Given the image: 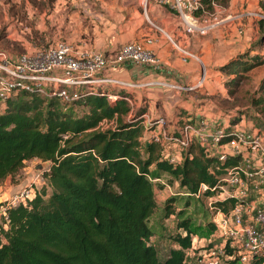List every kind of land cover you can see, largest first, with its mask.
<instances>
[{
    "label": "trees",
    "instance_id": "1",
    "mask_svg": "<svg viewBox=\"0 0 264 264\" xmlns=\"http://www.w3.org/2000/svg\"><path fill=\"white\" fill-rule=\"evenodd\" d=\"M201 2L206 9L212 7L211 0ZM259 22L262 29L264 18ZM260 41L264 42V34ZM247 55L236 53L220 66L235 74L230 80L234 86L244 71L259 63ZM81 86V95L68 109L56 95L27 91L9 97L0 109V184L13 177L25 160L50 161L43 172L46 185L1 216L0 264H186L194 236L189 218L177 222L184 232L170 235L176 246H170L163 259L150 240L149 218L157 208L152 178L165 172L169 183L178 180L192 193L204 183L203 192L209 194L225 168L240 156L220 162L198 142L188 146L179 162L164 158L159 142L146 140L142 150L141 116L146 104L126 117L129 90ZM258 91L250 103L264 116V77ZM107 92L118 96L110 101ZM73 106L83 111L77 113ZM114 115L115 127H96L99 120ZM230 119V125L235 124L241 116ZM64 132H69L66 138ZM173 200L166 198L164 217L182 213ZM236 202L239 198L231 196L216 199L213 205L228 211ZM263 260L256 255L250 264Z\"/></svg>",
    "mask_w": 264,
    "mask_h": 264
},
{
    "label": "built area",
    "instance_id": "2",
    "mask_svg": "<svg viewBox=\"0 0 264 264\" xmlns=\"http://www.w3.org/2000/svg\"><path fill=\"white\" fill-rule=\"evenodd\" d=\"M156 1L177 12L186 32L204 34L228 18L217 19L214 10L217 9L218 0H211V10L204 8L201 0ZM197 10L200 12L197 13ZM261 17L264 18V13ZM152 41L151 36H147L144 41H126L117 48L111 58L99 51L77 53L73 44L67 40H57L53 44L18 54L0 48V109L9 97L19 91L37 92L44 96L56 95L62 108L68 109L72 101L81 95L78 86L107 79L101 71L108 66L125 61L140 65L157 63V54L146 45ZM181 52V57L185 59L187 51L181 49ZM111 79L122 84V87L150 84L170 86L163 80L135 82ZM90 86L92 85L89 84ZM106 96L111 101L117 98L118 94L107 92ZM125 98L132 104L131 96ZM132 112L130 107L128 114L131 115ZM116 123L117 118L114 115L102 118L96 127L113 128ZM153 123L160 126L159 131H151L146 140L159 142L162 156L171 162L182 160L184 152L192 142L201 144L208 154L215 155L220 162L230 156H240L237 162L225 168L226 172L219 177L218 183L210 187L212 192L219 191L216 199L233 196L239 198V202L228 211L216 208L212 202L216 209L213 217L215 228L206 243L191 251L194 263L226 264L229 260L237 258L234 264H250L256 255L264 259V134L259 130L249 131L242 126L241 121L222 125L214 124L206 117L187 119L181 125L165 128L164 117L158 115L148 117L145 127ZM68 135L69 132H64L62 137L66 138ZM224 137L229 138L223 140ZM206 188L207 185L202 183L196 193ZM251 193L253 196L249 197ZM32 194V187H26L4 198L0 203V217H6L9 207L25 202ZM256 194L262 195L259 203L255 202Z\"/></svg>",
    "mask_w": 264,
    "mask_h": 264
},
{
    "label": "rangeland",
    "instance_id": "3",
    "mask_svg": "<svg viewBox=\"0 0 264 264\" xmlns=\"http://www.w3.org/2000/svg\"><path fill=\"white\" fill-rule=\"evenodd\" d=\"M132 2L133 0H126V3ZM61 3L64 4L61 6ZM70 4L71 2L66 0H0V48H4L13 54H18L40 46L53 44L57 40H67L68 34L72 33L69 28L65 27L69 21ZM208 9L211 10L212 7ZM172 11L177 14L175 10L172 9ZM214 13L217 19L228 18L221 21L207 33L184 31L178 14L177 16L175 15L176 17L173 16L178 18L176 20L179 21L177 26L181 28L183 34L176 36L173 32H166V43L170 50L172 52L175 51L183 63L193 64L198 69L195 75H192L190 72L186 73V69L181 71L182 77L178 82L180 84L184 82L185 92L188 94L184 101L190 107L185 109L184 107L177 106L176 110L177 112L190 110L192 116L198 114L195 116L196 118L206 117L210 122L222 125H230V118L241 116L244 128L249 131L259 130L264 134V116L258 112L256 106L250 103L251 97L259 94L258 88L264 77V42L260 41V37L264 34V27L261 29L259 22L260 18H262L261 14L264 13V0H218V6L214 10ZM159 24L163 26L161 23ZM223 26L225 28L222 30L226 31L221 38L233 40V44L230 46H225L222 42L214 43L215 40L220 38L216 34L214 35V33L217 32L218 28H222ZM144 39L139 41H144ZM210 44V51L204 49V46L207 47ZM146 45L148 46V44ZM217 47L222 48L218 50ZM181 49L187 51L185 59L181 57V54H183ZM205 52H207V58H210L211 61L202 66L200 56ZM234 52H247L246 58L254 57L249 60L259 62L252 68L244 71L239 85L235 86L230 83L235 74H228L220 69L226 57L235 55L236 53ZM157 57L159 61L155 64H150V66L157 72V76H161L163 81H171L172 77L168 78L167 74H161L165 71L161 72L159 69L162 70L163 65H166V63L163 62L160 56L157 55ZM222 57L224 58L222 59ZM101 73H106V68ZM105 76H107V79L88 82L81 87L88 88L89 84L94 87L103 85V87L108 90L112 89L114 92L122 88V84L116 83L111 79L121 78L106 74ZM154 79L161 80L160 78H151V80ZM154 85L157 84L145 85V87ZM124 87L130 91L137 90L131 91V93H135L138 97L132 100V104L129 103L130 107L136 108L144 103V100L147 98L145 96V87L128 85ZM161 87L168 90L163 91L164 95L168 98L171 90L169 88L171 87ZM72 108L77 113L83 111V109L76 106ZM129 116L128 114L126 117ZM164 119L165 128H171L172 125H181L185 121L184 119H180L171 122L165 117ZM159 127L156 123L146 125V132L141 137L142 150L144 142L147 139L146 137L151 131H159ZM41 163L45 164V161L39 158L25 160L24 165L13 177H8L6 182L3 181L0 184V196L8 197L12 193L26 187H32L34 193L36 189L45 186L46 181L42 176L44 170L48 167L45 165L40 170L34 167L35 164ZM159 177L160 179L152 178L157 208L149 218V224L153 230L150 240L156 246L159 258L163 259L167 255L170 246L175 245L170 235L179 231L184 232L181 227L177 226V222L183 218H189L194 239L192 248L188 251L186 264H194L191 251L195 247L206 243L211 237L212 230L215 228L213 217L216 209L213 207L212 202L217 198L219 191L213 190V192L206 194L201 190L199 193H192L185 187L180 186L178 180L169 183V175L165 172L161 173ZM10 182L19 184L17 187H10ZM169 196L174 197L173 205L176 207V210L180 209L182 211L181 214L174 213L168 217H164L163 205ZM251 196H253L252 193L249 197ZM254 197L255 202L259 203L262 195L256 194Z\"/></svg>",
    "mask_w": 264,
    "mask_h": 264
},
{
    "label": "crops",
    "instance_id": "4",
    "mask_svg": "<svg viewBox=\"0 0 264 264\" xmlns=\"http://www.w3.org/2000/svg\"><path fill=\"white\" fill-rule=\"evenodd\" d=\"M66 1L71 2V9L68 14L69 21L65 27L72 31L71 34H68L67 41L73 44L77 53L99 51L111 58L117 48L126 41L143 40L147 35L153 38V41L149 43L148 46L163 59L164 63H166V65H163L162 70H159L161 72L165 71L161 74H167L168 78L172 77L173 79L171 81L166 80L170 84L168 87H171L169 88L171 90L168 94V98L163 93V91L168 90H165L159 85L147 88L141 86L145 87V96L147 97L143 103L146 104L147 109L141 116L144 133L146 132L145 122L148 117L161 115L171 122L180 119H197L195 116L198 114L192 116L190 110L186 112H177L176 110L177 106L184 107L185 109L190 107L189 104L184 101L188 96L185 92L184 82L182 84L178 82L182 77L181 71L186 69V73L190 72L192 75H195L198 69L193 66V64L183 63L181 61L182 59L180 60L176 52H172L166 43L165 36L167 31L173 32L176 36H178V34H183L181 28L177 26L179 23V21H176L178 18H175L177 14L173 12L171 8L158 3L156 0H133L132 3H126V0ZM63 4L64 3H61V6ZM173 15L176 16L174 17ZM223 28H225V26L218 28L217 32L214 33V35L216 34V36L220 37L215 40L214 43L222 42L225 46H230L233 44V40L221 38L226 31L222 30ZM210 46L211 44L207 47L204 46V49L210 51ZM217 48L220 50L222 47ZM230 56L231 55L226 57L224 61ZM207 57V52L200 56L202 66H205L206 63L211 61V59ZM223 58L224 57H222V59ZM105 74L135 82H146L151 80V78L161 79V76H157V72L154 71L153 67L149 64L140 65L130 61L108 66ZM171 84L179 86L172 87ZM131 91L130 96L132 100H134L138 95L131 93ZM138 107L134 108L131 106L133 111ZM240 121L242 122L243 120L241 119ZM173 126L174 125H172V127ZM8 177L11 176H7L4 180L5 182ZM18 184L19 183L13 184L10 182V187H17ZM173 246H176V244H173Z\"/></svg>",
    "mask_w": 264,
    "mask_h": 264
},
{
    "label": "water",
    "instance_id": "5",
    "mask_svg": "<svg viewBox=\"0 0 264 264\" xmlns=\"http://www.w3.org/2000/svg\"><path fill=\"white\" fill-rule=\"evenodd\" d=\"M49 164H50V161H48V160H46L45 161V164H35V169H37V170H40L42 167H45V165H46V167H48L49 166ZM4 198H6V197H1L0 196V203L4 200Z\"/></svg>",
    "mask_w": 264,
    "mask_h": 264
}]
</instances>
